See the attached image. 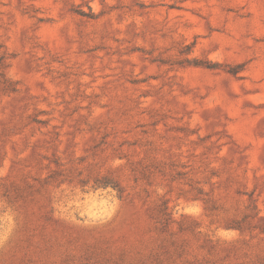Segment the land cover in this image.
I'll use <instances>...</instances> for the list:
<instances>
[{"label":"rangeland","instance_id":"374dc122","mask_svg":"<svg viewBox=\"0 0 264 264\" xmlns=\"http://www.w3.org/2000/svg\"><path fill=\"white\" fill-rule=\"evenodd\" d=\"M0 264H264V0H0Z\"/></svg>","mask_w":264,"mask_h":264},{"label":"trees","instance_id":"16d2710c","mask_svg":"<svg viewBox=\"0 0 264 264\" xmlns=\"http://www.w3.org/2000/svg\"><path fill=\"white\" fill-rule=\"evenodd\" d=\"M208 68H212V67H208ZM228 72L232 73L233 71H228Z\"/></svg>","mask_w":264,"mask_h":264}]
</instances>
